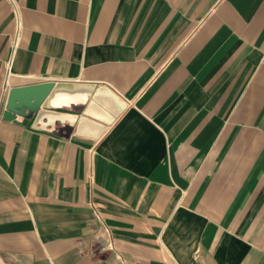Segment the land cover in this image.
Segmentation results:
<instances>
[{
  "label": "crops",
  "instance_id": "1",
  "mask_svg": "<svg viewBox=\"0 0 264 264\" xmlns=\"http://www.w3.org/2000/svg\"><path fill=\"white\" fill-rule=\"evenodd\" d=\"M45 81L126 106L4 118ZM0 264H264V0H0Z\"/></svg>",
  "mask_w": 264,
  "mask_h": 264
},
{
  "label": "water",
  "instance_id": "2",
  "mask_svg": "<svg viewBox=\"0 0 264 264\" xmlns=\"http://www.w3.org/2000/svg\"><path fill=\"white\" fill-rule=\"evenodd\" d=\"M64 102V103H63ZM89 103L96 117L107 122L117 117L126 106L125 100L109 86L88 83L45 81L10 89L4 118L28 125L35 129L56 128L57 121L70 124L72 116L61 109L70 110L69 104ZM101 105L111 115L97 108ZM93 115L92 113H87Z\"/></svg>",
  "mask_w": 264,
  "mask_h": 264
}]
</instances>
